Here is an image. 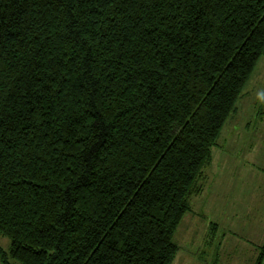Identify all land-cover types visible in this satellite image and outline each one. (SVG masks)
Returning a JSON list of instances; mask_svg holds the SVG:
<instances>
[{
  "label": "trees",
  "instance_id": "16d2710c",
  "mask_svg": "<svg viewBox=\"0 0 264 264\" xmlns=\"http://www.w3.org/2000/svg\"><path fill=\"white\" fill-rule=\"evenodd\" d=\"M262 57L264 0H0L3 264H173Z\"/></svg>",
  "mask_w": 264,
  "mask_h": 264
},
{
  "label": "rangeland",
  "instance_id": "374dc122",
  "mask_svg": "<svg viewBox=\"0 0 264 264\" xmlns=\"http://www.w3.org/2000/svg\"><path fill=\"white\" fill-rule=\"evenodd\" d=\"M261 94H264V57L212 149L211 162L204 169V172L211 169L208 187L203 186L199 199L191 200V210L175 234L174 241L179 246L197 251L196 244L198 247L205 244L201 249L204 253L200 254L207 255L209 250L211 257L220 243L216 264H256L264 246V99ZM209 211L213 217L210 222L206 220ZM204 222L209 230L203 240ZM10 246V239L0 234L2 259L10 253ZM9 262L15 264L12 259Z\"/></svg>",
  "mask_w": 264,
  "mask_h": 264
},
{
  "label": "crops",
  "instance_id": "0c3cea01",
  "mask_svg": "<svg viewBox=\"0 0 264 264\" xmlns=\"http://www.w3.org/2000/svg\"><path fill=\"white\" fill-rule=\"evenodd\" d=\"M210 176H211V169L208 170L207 172H204V174H203L202 184H203V186H205V188H206V186L208 187V183H209ZM204 194H205V192L202 195H204ZM199 196L200 195L193 197L192 200L194 198H197V197H198L197 199H199ZM195 214H196V212H195ZM206 220L208 222H210L211 220H213V217L211 215V211H209V214H208V217L206 218ZM204 226H205V231L206 232L203 234V240L207 238V236H208V230H209V227L206 226L205 222H204ZM180 247H181V250L178 252V254H177V256H176L173 264H216L217 261L219 263V259H216V257H217V255H219V252H220L221 247H222L220 245V243L218 244L217 247H215L216 254L213 255V257L210 256L209 250L207 251V255L206 254H200V253H204L201 249L205 247V244L203 245V247L202 246L201 247L200 246L198 247V245L196 244L194 248L197 249V251L196 250L191 251V249L189 247L184 248L181 245H180ZM259 248H260V246H259ZM258 253H259V251H258ZM207 257L209 258L208 259L209 261L206 260Z\"/></svg>",
  "mask_w": 264,
  "mask_h": 264
},
{
  "label": "clouds",
  "instance_id": "9594fccd",
  "mask_svg": "<svg viewBox=\"0 0 264 264\" xmlns=\"http://www.w3.org/2000/svg\"><path fill=\"white\" fill-rule=\"evenodd\" d=\"M261 99H264V94H261Z\"/></svg>",
  "mask_w": 264,
  "mask_h": 264
}]
</instances>
